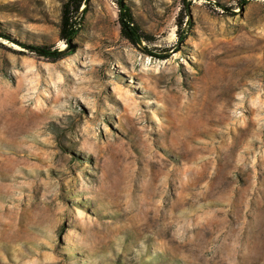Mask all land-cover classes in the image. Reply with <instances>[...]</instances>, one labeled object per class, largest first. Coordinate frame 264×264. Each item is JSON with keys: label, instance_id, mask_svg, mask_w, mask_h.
I'll use <instances>...</instances> for the list:
<instances>
[{"label": "rangeland", "instance_id": "1", "mask_svg": "<svg viewBox=\"0 0 264 264\" xmlns=\"http://www.w3.org/2000/svg\"><path fill=\"white\" fill-rule=\"evenodd\" d=\"M65 1L0 0V264H264V0Z\"/></svg>", "mask_w": 264, "mask_h": 264}, {"label": "trees", "instance_id": "2", "mask_svg": "<svg viewBox=\"0 0 264 264\" xmlns=\"http://www.w3.org/2000/svg\"><path fill=\"white\" fill-rule=\"evenodd\" d=\"M87 2L88 0H66L63 3L59 32L60 37L65 41L71 42L72 39L77 37L80 30L82 29L85 15L88 12ZM248 2L249 0H239L240 5H246ZM183 3V10L181 16L178 17L176 24L178 40L180 41L187 38L191 24L190 20H186V17L189 16L190 12V2L183 0ZM221 6L226 11H231L230 7L224 4H221ZM119 23L122 37L129 41L134 47L153 58L165 60L171 56L173 51L178 50L177 48L157 49L145 45L144 42L153 39V36L142 29V27L136 21L130 7L127 5H122V2H119ZM0 36L11 39L8 34L0 33ZM18 43L28 51L53 62L63 59L71 53H74V50L72 49H53L51 46L45 44L36 45L22 42Z\"/></svg>", "mask_w": 264, "mask_h": 264}, {"label": "water", "instance_id": "3", "mask_svg": "<svg viewBox=\"0 0 264 264\" xmlns=\"http://www.w3.org/2000/svg\"><path fill=\"white\" fill-rule=\"evenodd\" d=\"M122 5H125V4L122 2Z\"/></svg>", "mask_w": 264, "mask_h": 264}]
</instances>
